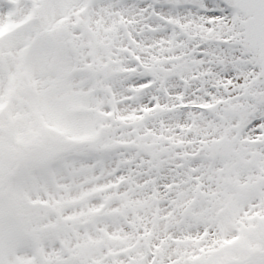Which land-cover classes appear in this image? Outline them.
Masks as SVG:
<instances>
[{"label":"snow or ice","instance_id":"1","mask_svg":"<svg viewBox=\"0 0 264 264\" xmlns=\"http://www.w3.org/2000/svg\"><path fill=\"white\" fill-rule=\"evenodd\" d=\"M0 264H264V0H0Z\"/></svg>","mask_w":264,"mask_h":264}]
</instances>
